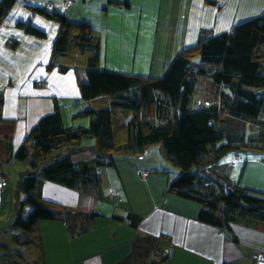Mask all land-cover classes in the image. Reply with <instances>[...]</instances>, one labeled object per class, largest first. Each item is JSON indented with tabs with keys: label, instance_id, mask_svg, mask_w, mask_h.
Here are the masks:
<instances>
[{
	"label": "trees",
	"instance_id": "16d2710c",
	"mask_svg": "<svg viewBox=\"0 0 264 264\" xmlns=\"http://www.w3.org/2000/svg\"><path fill=\"white\" fill-rule=\"evenodd\" d=\"M15 2L0 0V26ZM72 3L25 5L31 14L56 23L44 66L47 71L75 73V97L86 105L76 116L87 118V123L63 125L55 104L13 150L15 120L2 116L0 91V197L8 174L3 169L16 161L27 166L20 170L27 169L18 182L23 195L20 207L2 225L9 241H0V264H47L36 228L41 220L63 221L68 236L74 237L87 232L99 215L45 196V182L100 199V169L116 168L133 158L139 163L155 147L172 166L173 175L164 174L158 164L141 175L168 176L163 194L196 203L199 222L218 227L233 240L234 223L264 226V193L242 187L219 171L234 154L232 162L252 155L264 164V12L238 21L229 30L199 32L161 74L151 75L101 67L103 35L85 17H68L65 11L74 7ZM15 26L26 34L46 35L30 21L16 20ZM11 40L10 48L17 44ZM85 139L91 141L83 144ZM119 218L134 228L141 221L131 210ZM165 237L137 232L129 241L130 251L113 264L166 259L169 251L161 245Z\"/></svg>",
	"mask_w": 264,
	"mask_h": 264
},
{
	"label": "crops",
	"instance_id": "0c3cea01",
	"mask_svg": "<svg viewBox=\"0 0 264 264\" xmlns=\"http://www.w3.org/2000/svg\"><path fill=\"white\" fill-rule=\"evenodd\" d=\"M98 1L92 10L100 13L91 14L86 20L103 35L100 56L104 68L151 75L161 74L172 56L183 46L194 43L199 32L229 30L239 20L264 12V0ZM17 2L23 6L22 10L15 7ZM25 2L40 5L52 2L58 7L61 0H18L0 26V91L4 95L1 112L3 117L15 120L11 138L13 150L21 144L36 121L54 109L55 104L60 107L63 125L82 126L87 123V118L76 116L86 105L75 97V73L47 71L44 66L56 33V23L37 13L30 15ZM72 4L74 7L65 12L68 17L77 18L76 14L80 16L79 6L75 0ZM26 15L36 17L39 24H45L39 27L46 30V35L21 34L19 40L23 43L20 44L12 32L16 30V20H22ZM105 17L107 21L101 25ZM5 32H9V39L13 38L17 43L12 48L7 43L9 39ZM164 45L171 46L170 55L164 54ZM154 53L159 55L157 65L152 63ZM138 61L142 62L135 64ZM234 158L235 154L224 161V165L230 167L225 176L238 181L242 187L264 193V164L252 155L237 157L232 162ZM158 160L150 151L142 166L134 158L128 160L130 167L126 161L118 163L114 168L117 171L116 183L108 182L103 187L101 182L103 191L100 199L54 184H51L54 195H47L43 186L45 196L66 206L99 214L87 232L74 237H66L60 226L46 228L47 231L54 228L62 240L68 241L64 249L57 245V252H49L41 234L48 263L113 264L130 251L129 241L137 232L167 234L161 245L168 249L169 256L154 264H255L251 258L254 251L260 252L264 258L263 225L234 223L232 228L236 239L233 240L218 227L199 222L196 203L163 194L168 176L150 172L147 177L141 175L140 172L149 170L152 164L159 165ZM130 210L141 216L136 228L119 218Z\"/></svg>",
	"mask_w": 264,
	"mask_h": 264
},
{
	"label": "rangeland",
	"instance_id": "374dc122",
	"mask_svg": "<svg viewBox=\"0 0 264 264\" xmlns=\"http://www.w3.org/2000/svg\"><path fill=\"white\" fill-rule=\"evenodd\" d=\"M16 1H18V0H16ZM38 1H40V0H38ZM75 1H76L77 6H79V9H80V11H79L80 16L78 14H76V17L87 18L91 14H99L100 13L99 11L92 10L98 0H75ZM98 5H99V1H98ZM15 7L17 8V10H22L21 8H23V6L21 7L18 5V2L15 4ZM29 14L31 15V13H29ZM22 20H24L25 22L30 21L34 25L38 24V26L39 25H41V26L45 25V24H39L37 22L36 17H32V16H28V15L24 16L22 18ZM106 21H107V19L105 17L104 23L101 25H104L106 23ZM14 28L16 30H14L12 32V36L17 40L21 39V34H24V31L21 28H18L17 26H14ZM46 28L49 29L48 26H46ZM47 33L49 34V32H47ZM4 35L7 37V39H9V36H11V35H9V32H5ZM0 36H2V34H0ZM19 41H20V44L23 43L22 40H19ZM179 46L180 45L178 44V47ZM162 48L165 51L164 54L170 55V53H171V46L170 45H164V46H162ZM153 57L155 58V60H153L152 63L157 65L158 60H159L158 53H154ZM141 62L142 61H138L135 64H139ZM33 63L34 62L30 63L29 65H32ZM100 66L104 67V63L102 60L100 62ZM24 70H26V69H24ZM90 141H91L90 139H85L83 141V144H87ZM157 148L158 147H155V148L151 149L150 151L152 153H154V156L159 159L158 160L160 162L159 165L165 167V168H163L165 171L164 174H168L170 177H172V175H173V173H172L173 171L171 170L172 166L166 160H164L162 158L160 150H155ZM147 158H148V156H146L145 159L141 160L139 162V166L144 165L147 161ZM126 162L128 163V166L130 167L129 163H131V162H129V161H126ZM126 162H124V163H126ZM23 168H27L26 164H24L23 162H17L16 161L15 164L11 168L5 167L3 169L4 173H6V174L8 173V174H7L6 180L3 184V189L1 192L2 194L0 197V205H1V210H0V241H5V242L9 241V234L5 233V231L2 229V225H3V223H6V221H9V219H13L16 211L20 207V203H21V200L23 198L22 193L18 189V182L21 178V175H22V173L25 174L27 171V169H25L23 172L20 173V170ZM167 170L169 172H167ZM150 171L152 172V170H150ZM219 171H221V173H220L221 175H225L229 172V167L222 165V167L220 168ZM205 173H208L209 177H211V175L209 173V169H207L205 171ZM116 176H117V171L114 169V167L109 166V167H103L102 169H100V177H101L100 182L103 183V187H104V184H107L108 182L115 184L116 180H117ZM51 184H54V186H56V183H52V182L44 185V190L46 191L47 195L48 194H54V192H53L54 187ZM101 188H102V186H101ZM102 191H103V188H102ZM50 226H53V227L54 226H60L62 228V231L65 233V235H67L66 237H69V236L67 234L66 225L64 224L63 221L52 220V219L39 221L36 228H37L38 233L40 232V235L42 234L45 237L44 243L47 245L49 252L50 251L51 252H57L58 251L57 245H60V246L62 245V248L64 249V244H66L68 241H66L65 239L62 240L61 237L59 236V233L56 230H53L54 228L47 231L46 228H48ZM54 233H55V236L53 235ZM46 263L49 264L47 259H46Z\"/></svg>",
	"mask_w": 264,
	"mask_h": 264
},
{
	"label": "built area",
	"instance_id": "2783aa9c",
	"mask_svg": "<svg viewBox=\"0 0 264 264\" xmlns=\"http://www.w3.org/2000/svg\"><path fill=\"white\" fill-rule=\"evenodd\" d=\"M66 1H69V0H65V2ZM0 180H1V176H0ZM251 258L255 264H264V258L261 256L260 252L258 251L252 252Z\"/></svg>",
	"mask_w": 264,
	"mask_h": 264
}]
</instances>
